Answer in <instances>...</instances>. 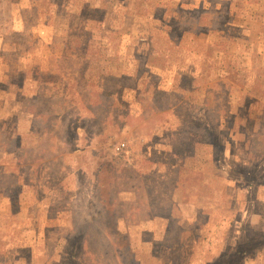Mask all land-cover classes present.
Returning <instances> with one entry per match:
<instances>
[{"label": "rangeland", "instance_id": "1", "mask_svg": "<svg viewBox=\"0 0 264 264\" xmlns=\"http://www.w3.org/2000/svg\"><path fill=\"white\" fill-rule=\"evenodd\" d=\"M58 1L0 0V264H215L238 246L264 264V0H72L60 17ZM82 3L95 28L77 33ZM42 85L63 87L64 128L86 106L84 176L72 133H13Z\"/></svg>", "mask_w": 264, "mask_h": 264}, {"label": "trees", "instance_id": "2", "mask_svg": "<svg viewBox=\"0 0 264 264\" xmlns=\"http://www.w3.org/2000/svg\"><path fill=\"white\" fill-rule=\"evenodd\" d=\"M72 0H59L58 3L55 5L56 7V11H54L53 13L60 17L62 16V12L61 10L64 8H70V3ZM107 0H103V2H105L106 4ZM84 2V1H82ZM78 13L76 14V19L79 21L76 29V32L79 33L80 31H86L90 26H92L94 22H91L90 25H86L85 28L81 27V19H87L88 21H92L93 19L89 17V13L95 11V9H98L97 6H93V4H86V3H82L79 4L78 7ZM48 12V11H46ZM45 12V13H46ZM197 22H199L198 19H195ZM200 23V22H199ZM92 28H95L92 26ZM217 33L216 31H211L207 34H205L204 36H202V40L205 42L203 43L204 46H207L209 49H211V47L215 46V39L209 41V37L212 34ZM170 37L172 38H177V41L179 42L182 39V36H175L172 32L170 34ZM257 38H259L264 46V34H261V36H257ZM182 45V43L180 44V46ZM68 56V55H67ZM67 56L64 58V60L60 61V63H64L66 64L65 66V71L66 74L63 72V78L66 77H70L71 79H73V81L76 80V75L72 74V75H68L67 74V67H71L73 64L74 66H77L78 64H80L79 61H68ZM262 55L258 56L260 61ZM49 58H44V59H50ZM264 58V55H263ZM258 59V58H257ZM262 64V63H261ZM77 71V70H76ZM76 71H72L71 73H76ZM66 82V81H65ZM20 83V82H19ZM19 83L16 86V89L19 85ZM14 86V85H13ZM6 93V92H5ZM61 93V94H60ZM63 87L62 88H48L45 87L44 85L40 86V88L33 93L34 95H31L30 92L26 91L21 97V99L16 100L14 105L15 108L17 107L18 110L24 112H27L29 118H26L27 121H22L19 117L18 114H13V116L11 117V120L13 121H18L15 122V124L13 125V133H16L17 135L23 134V132H28L29 134H31L32 132H30L29 127H35L37 134L39 132H41L40 136L38 134V137L36 139L37 144H40L42 142V139H45L46 137H51V139L53 140L55 138V136L57 135V132H59V136L61 135V132H66L68 131L69 134L72 133L73 137H72V141L69 143L71 145L70 150H68L69 152V156H71L72 160H74L77 163V169H78V173L82 174L83 176L86 175V172H88L91 168L93 162H90V158L93 156L94 154V148H92L91 143L86 144V140H88L90 138V133L91 130L89 128V126L86 124V122H84L86 119L82 118V114L85 112L82 111L86 108V106H84V108L80 111V116H75L80 118L83 123H79L76 121H73L74 123L72 125L69 124L68 128H64L65 127V119L61 120V121H57L60 118H63L65 116H67V112H63L62 115H58L57 110H51L50 107L53 104L54 99H56L58 96V98H63L64 96H61L63 94ZM66 94V93H65ZM6 95L8 97H3L2 99L6 100L10 97H12V94L10 92V94L6 93ZM1 98V95H0ZM13 98V97H12ZM67 98V95H65L64 99ZM14 99V98H13ZM68 99V98H67ZM26 110V111H24ZM75 110H73V112H75ZM103 113L108 115V112H111V107L109 108L108 106H106L105 108H103ZM23 113H20V115H23ZM70 113V112H69ZM92 115V114H91ZM5 120H2L0 123V132L2 131V125L5 124L4 122ZM72 127V128H71ZM215 127H213L212 125L210 126V128L207 130L208 132V136L211 140L214 139V142L218 143L219 142V137H217L216 135L213 134V130ZM26 129V130H25ZM79 129H82L83 131L81 133H79ZM86 144L87 146H85L84 148H82V145ZM215 144V143H214ZM1 145V142H0ZM79 145V146H78ZM225 148H223L222 150L224 151ZM10 151L12 152H16V150H12V148H9ZM82 151V157H79V155L74 154L76 151ZM44 151H39L37 153H41ZM84 153V154H83ZM80 154V155H81ZM29 162V161H28ZM30 163H34V160H32ZM89 163V164H88ZM96 165V164H94ZM260 171H255L252 175L255 177L253 180V183L251 184V187L254 185H256V183L258 184L261 180V176H260ZM114 175V173L112 174ZM15 178V173L13 172L12 175L9 177L10 179ZM74 192V191H73ZM66 193L69 194V187L66 189ZM122 194H118V195H113V197L111 198L109 195V192L106 191L105 192V198H106V208L107 210L105 211V215L106 217H112L114 218L115 216H117L116 213L113 212L112 208H114V201H121L122 199ZM256 196H254L255 199ZM122 215H124L122 212H118ZM74 242H76V239H74ZM259 244L256 246L257 249L259 250V248L264 246V235L260 236V241L258 242ZM242 250V248L240 246H238V248H233L230 247L229 251H228V256L219 259L218 261L215 262V264H226V262H224L225 259H227L228 257H231L233 254H237V258L236 260H238V264H243L244 261H246V259L248 258H255V255H257V253L253 254L250 253V251H246L245 249L242 251L243 255H239V252ZM255 250V251H258ZM234 251V252H233ZM238 251V253H237ZM73 252V251H72ZM76 252H74V256H76ZM250 253V254H249ZM246 255V256H244ZM75 261L77 264H79V258L78 257H74ZM223 260V262H222ZM240 260V262H239ZM236 263V262H235ZM227 264H231V263H227Z\"/></svg>", "mask_w": 264, "mask_h": 264}, {"label": "crops", "instance_id": "3", "mask_svg": "<svg viewBox=\"0 0 264 264\" xmlns=\"http://www.w3.org/2000/svg\"><path fill=\"white\" fill-rule=\"evenodd\" d=\"M79 130H81V129H79ZM79 132V131H78ZM81 132H82V130H81ZM80 133V132H79ZM78 152V151H77Z\"/></svg>", "mask_w": 264, "mask_h": 264}]
</instances>
